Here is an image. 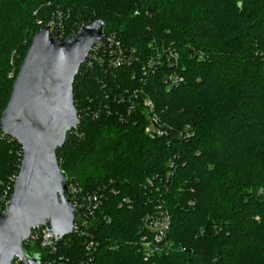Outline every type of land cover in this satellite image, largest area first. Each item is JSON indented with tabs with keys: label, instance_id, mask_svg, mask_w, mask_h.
I'll return each instance as SVG.
<instances>
[{
	"label": "trees",
	"instance_id": "16d2710c",
	"mask_svg": "<svg viewBox=\"0 0 264 264\" xmlns=\"http://www.w3.org/2000/svg\"><path fill=\"white\" fill-rule=\"evenodd\" d=\"M99 19L134 60L114 67L100 50L82 64L80 123L57 150L67 183L99 206L87 235L65 237L56 254L27 241L28 255L56 264H264V0H0V119L39 29L55 22L53 35L68 38ZM169 48L178 65L165 56L146 72ZM171 73L183 81L168 90ZM146 97L161 132L146 131ZM22 159L21 144L0 129L2 209ZM160 208L171 216L167 246L146 260L143 219ZM90 240L97 247L87 252Z\"/></svg>",
	"mask_w": 264,
	"mask_h": 264
},
{
	"label": "water",
	"instance_id": "95a60500",
	"mask_svg": "<svg viewBox=\"0 0 264 264\" xmlns=\"http://www.w3.org/2000/svg\"><path fill=\"white\" fill-rule=\"evenodd\" d=\"M104 38L101 19L68 38L54 37L49 24L33 37L0 119V129L23 148L13 194L0 213V264H12L16 257L40 264L24 245L40 225H48L55 237L73 231L78 209L66 196L68 175L60 167L57 150L80 123L74 99L76 76Z\"/></svg>",
	"mask_w": 264,
	"mask_h": 264
},
{
	"label": "built area",
	"instance_id": "2783aa9c",
	"mask_svg": "<svg viewBox=\"0 0 264 264\" xmlns=\"http://www.w3.org/2000/svg\"><path fill=\"white\" fill-rule=\"evenodd\" d=\"M55 24H56L55 22L49 24L52 26V30ZM60 33H61L60 36H54V35L53 36L57 38L65 37L63 36L64 33L63 31H60ZM100 50H103L106 54L108 53L109 64L114 67L129 65L134 60V51L130 52L124 49L121 43L117 40L116 36L105 35L104 40L97 43L93 47L91 53L89 54L87 58L88 61L86 60L89 65H92V61L97 58L96 54ZM165 56L167 61L170 62L172 66L178 65L179 63L178 52L172 48H169L166 51V54H162L161 52H158L157 55L149 59L146 65L147 67L145 66L144 68L146 69V72H148L149 70L154 71L156 68H158V65H160V63L164 61ZM202 57L203 55H200V58ZM182 81H183L182 76H180L177 73H171L167 78L168 90L178 85ZM144 104L147 110L149 111L151 118L150 124H148L146 127V131L161 132V128L157 124L159 119H158V115L155 112L154 101L150 97H146L144 99ZM15 180L16 179H14V183ZM66 196L71 200L72 204L76 206L78 209L75 212L73 231L71 234L81 233L84 236L87 235L85 234L86 232L84 231V227L88 225L90 217L94 215L95 209H97L99 206L98 197L95 195L92 197L88 194H85L81 189V187H79L76 183L73 182L67 183ZM9 200L6 201L5 203V209ZM5 209H2L0 207V213L5 211ZM143 225L150 232V235H144L140 242L145 259L148 260L154 254L163 252L166 249L167 246L166 237L171 225V216L168 211H165L164 209L160 208L154 214L146 215L143 219ZM65 237L63 238L55 237L54 232L49 230L48 225L45 226L40 225L31 231V236L27 241L38 242L40 246L46 251H48L50 254H56L58 251V245L60 241H62ZM96 247L97 244L93 240L87 241L86 243L87 252H92L94 249H96ZM59 260H60L59 264H66L63 257H60ZM12 264H31V263L26 258L16 257L13 260ZM40 264H56V260H52L50 258L45 259L43 261L40 260Z\"/></svg>",
	"mask_w": 264,
	"mask_h": 264
},
{
	"label": "rangeland",
	"instance_id": "374dc122",
	"mask_svg": "<svg viewBox=\"0 0 264 264\" xmlns=\"http://www.w3.org/2000/svg\"><path fill=\"white\" fill-rule=\"evenodd\" d=\"M15 56H16V55H15ZM18 62H19V60H16V61H15L13 69H15V70H16V68H17V67H18V65H19V63H18Z\"/></svg>",
	"mask_w": 264,
	"mask_h": 264
}]
</instances>
